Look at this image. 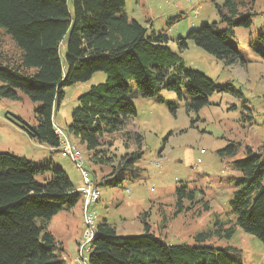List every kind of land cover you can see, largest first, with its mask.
Segmentation results:
<instances>
[{
    "label": "trees",
    "instance_id": "1",
    "mask_svg": "<svg viewBox=\"0 0 264 264\" xmlns=\"http://www.w3.org/2000/svg\"><path fill=\"white\" fill-rule=\"evenodd\" d=\"M256 0H223L217 4L219 22H202L177 37L179 51L189 41L227 65L245 64L248 59L236 44V28L251 27ZM126 0H0V27L19 49L17 57L0 53V97L18 99L23 92L33 101L36 123L21 118L23 128L41 144L59 151L55 116L64 98V87L89 80L96 71L107 76L78 97L71 122L64 128L88 150V160L109 166L95 185L119 187L126 180L138 181L143 170L138 162L143 151L110 154L105 136L112 135L137 115L134 95L164 102L162 91L175 92L187 102L188 110H199L217 91L232 84H218L203 71L188 67L173 50L170 37L148 27L123 11ZM173 21V19H171ZM222 25V27L220 26ZM250 47L264 61V27L250 40ZM56 105L57 108H56ZM175 110L174 101L168 103ZM63 128V127H62ZM127 139L139 132L124 133ZM231 143L219 150L235 155ZM117 157V159H116ZM238 175L230 201L233 218H217L213 231L199 232V244L168 243L151 231L149 211L141 216L145 232L118 234L106 218L98 220L94 238L88 244L85 264H244L236 246L203 244L215 233L231 239L239 226L264 242V145L257 151L247 147L244 157L231 162ZM197 189L183 181L177 187L178 210L191 209ZM84 197L66 169L52 157L35 161L12 151H0V264H65L64 248L49 225L62 210H70ZM100 199V198H99ZM98 201V200H97ZM96 201V202H97ZM210 209L208 200L201 199ZM226 225H228L226 227ZM85 253V252H84ZM74 264V263H73ZM77 264V263H75Z\"/></svg>",
    "mask_w": 264,
    "mask_h": 264
},
{
    "label": "rangeland",
    "instance_id": "2",
    "mask_svg": "<svg viewBox=\"0 0 264 264\" xmlns=\"http://www.w3.org/2000/svg\"><path fill=\"white\" fill-rule=\"evenodd\" d=\"M223 0H126L123 11L138 20L149 31L162 30L170 37V47L181 54L184 63L203 71L220 85L232 84L228 91H217L209 103L199 110H188L187 102L175 92L162 91L164 102L154 97H131L137 115L129 119L120 131L105 136V146L117 157L130 151H143L138 165V181L126 180L119 187L98 185L100 199L91 205L98 220L106 217L118 234L136 235L145 232L141 216L149 211L148 220L153 231L168 243L199 244V232L213 231L217 218L232 222L230 211L233 186L230 179L238 175L231 161L244 157L247 147L254 151L264 145V61L250 47V40L258 29L264 27V0H256L251 27L236 28V44L248 59L245 64H225L214 55L189 41L187 48L179 51L177 37L185 36L190 28L202 22H219L217 4ZM173 19V21H171ZM222 27V25L220 24ZM0 53L17 57L19 49L11 37L0 27ZM107 75L96 71L87 81L64 87L65 95L55 116L56 124L65 128L71 122L78 97L94 84L104 83ZM20 98L0 97V151H12L35 161L49 157L44 146L23 128L21 118L29 124L36 123L33 101L23 92ZM176 103L175 110L168 103ZM141 135L140 144L135 137L127 139L125 132ZM83 153L84 165L93 177L100 180L109 166L95 165L88 160V150L77 139L72 140ZM231 143L238 146L235 155H221L219 150ZM69 173L78 187L83 181L75 162L60 152L51 154ZM116 157V159H117ZM94 171V172H93ZM183 181L196 188L199 199L194 206L181 213L177 205V187ZM201 199L209 201L210 209L203 208ZM83 199L70 210L55 215L49 225L64 248L65 264H85L78 261L79 244L85 231L82 211ZM228 225H226L227 227ZM203 244L232 245L242 250L244 264H264V242L239 226L231 239L211 233ZM85 256L88 252L85 251Z\"/></svg>",
    "mask_w": 264,
    "mask_h": 264
},
{
    "label": "built area",
    "instance_id": "3",
    "mask_svg": "<svg viewBox=\"0 0 264 264\" xmlns=\"http://www.w3.org/2000/svg\"><path fill=\"white\" fill-rule=\"evenodd\" d=\"M55 128L56 133L60 138L59 152L62 156L67 157L75 162L82 176L83 185L79 188V190L84 197L83 216L85 231L83 234V239L79 244L78 259L85 260L84 252L88 250V244L95 236L98 223V213L95 209L91 208V205L99 200L100 194L95 182L89 174V170L84 165L82 150L73 143L65 129L56 124V122Z\"/></svg>",
    "mask_w": 264,
    "mask_h": 264
},
{
    "label": "crops",
    "instance_id": "4",
    "mask_svg": "<svg viewBox=\"0 0 264 264\" xmlns=\"http://www.w3.org/2000/svg\"><path fill=\"white\" fill-rule=\"evenodd\" d=\"M43 146H44V148H46L47 149V151L50 153V155H49V157H52V155L51 154H54L55 152L53 151V149L54 148H52V147H50V146H47V145H45V144H42ZM59 152V151H58ZM44 158H46V157H44ZM53 158V157H52ZM82 181V180H81ZM74 182V181H73ZM82 185H83V183H82ZM74 186L76 187V188H78L76 185H75V183H74ZM81 187V186H80ZM79 187V188H80ZM84 205V201H83V204H82V206ZM77 206V205H76ZM82 211H83V208H82Z\"/></svg>",
    "mask_w": 264,
    "mask_h": 264
},
{
    "label": "water",
    "instance_id": "5",
    "mask_svg": "<svg viewBox=\"0 0 264 264\" xmlns=\"http://www.w3.org/2000/svg\"><path fill=\"white\" fill-rule=\"evenodd\" d=\"M58 105H56V108H57Z\"/></svg>",
    "mask_w": 264,
    "mask_h": 264
}]
</instances>
